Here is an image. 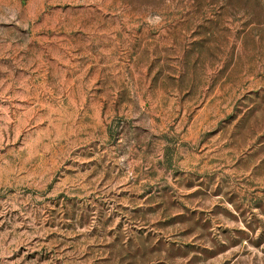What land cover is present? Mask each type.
Wrapping results in <instances>:
<instances>
[{
  "label": "rangeland",
  "instance_id": "obj_1",
  "mask_svg": "<svg viewBox=\"0 0 264 264\" xmlns=\"http://www.w3.org/2000/svg\"><path fill=\"white\" fill-rule=\"evenodd\" d=\"M0 264H264V0H0Z\"/></svg>",
  "mask_w": 264,
  "mask_h": 264
}]
</instances>
